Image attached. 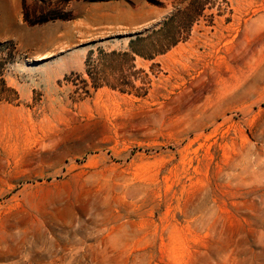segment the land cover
Instances as JSON below:
<instances>
[{
    "label": "rangeland",
    "instance_id": "374dc122",
    "mask_svg": "<svg viewBox=\"0 0 264 264\" xmlns=\"http://www.w3.org/2000/svg\"><path fill=\"white\" fill-rule=\"evenodd\" d=\"M0 264H264V0H0Z\"/></svg>",
    "mask_w": 264,
    "mask_h": 264
}]
</instances>
